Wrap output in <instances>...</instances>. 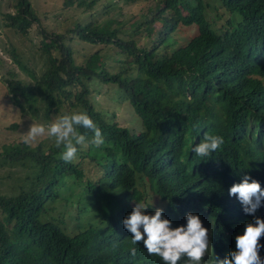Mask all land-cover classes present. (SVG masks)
<instances>
[{
  "label": "trees",
  "instance_id": "16d2710c",
  "mask_svg": "<svg viewBox=\"0 0 264 264\" xmlns=\"http://www.w3.org/2000/svg\"><path fill=\"white\" fill-rule=\"evenodd\" d=\"M5 16L28 36L39 26L44 114L67 121L53 140L0 149V264H177L188 252L173 243L197 224L213 246L260 261L238 198L264 210V0H157L128 31L75 19L76 38L96 46L82 63L29 0ZM179 23L195 33L173 45ZM4 80L16 103L38 100L35 82ZM120 101L140 122L123 124Z\"/></svg>",
  "mask_w": 264,
  "mask_h": 264
},
{
  "label": "rangeland",
  "instance_id": "374dc122",
  "mask_svg": "<svg viewBox=\"0 0 264 264\" xmlns=\"http://www.w3.org/2000/svg\"><path fill=\"white\" fill-rule=\"evenodd\" d=\"M80 0H73L75 4ZM157 0H137L134 2H123V0H96L92 6L86 4L76 9L75 5L69 0H29L33 10L37 12L41 20L47 24L48 31L52 33H62L71 39L69 44L74 48L73 54L77 58V63H82L90 51L96 46H89L87 43L78 40L76 34L71 30L73 21L83 20L97 21L102 23L104 20L114 19L119 22L117 26L123 27L127 31L129 23L136 18L141 11L148 15L154 11ZM17 0H0V149L10 143H18L27 139L32 143L47 137L45 141L53 140L52 132L62 134L66 126V118L60 120L55 115L45 116V103L41 99L42 89L36 83V79L45 68V55L41 49L36 48L32 41H36V36L40 35L39 26L35 22L31 28L30 35L18 31L16 28L8 25L9 20L5 12L15 11ZM111 2V5L109 3ZM163 4V2L161 3ZM158 24V23H156ZM127 33V32H126ZM195 33V25L177 24L175 30L171 33L173 45L185 43L188 38ZM53 34V35H54ZM52 36V35H51ZM31 39V40H30ZM70 46V47H71ZM10 71L15 73V77L24 82H35V90L38 100L35 102L25 100L21 96L18 103L10 92H8L4 79L10 77ZM116 90V93L114 92ZM110 89L112 97L119 94L118 88ZM118 90V91H117ZM103 91V88L98 94ZM114 102L111 101V104ZM97 104L113 108L104 102ZM120 104L129 105L130 110L122 112V118L125 119L123 124L129 127L139 121L131 104L127 101H120ZM24 107L23 109L20 107ZM49 121V122H48ZM140 122V121H139ZM138 129V127L136 128ZM5 168L0 165V172ZM139 212H143L139 207ZM150 213L145 215V220L150 221Z\"/></svg>",
  "mask_w": 264,
  "mask_h": 264
},
{
  "label": "clouds",
  "instance_id": "9594fccd",
  "mask_svg": "<svg viewBox=\"0 0 264 264\" xmlns=\"http://www.w3.org/2000/svg\"><path fill=\"white\" fill-rule=\"evenodd\" d=\"M251 203H255L260 200V196L253 198ZM247 199L239 196L238 201L243 209H240V213L245 219L240 218L242 223L243 235L250 239L253 243L248 247H254L259 250L260 261L250 260L240 254V252L230 243L222 244L223 247L213 246L210 243V231L203 228L202 225L197 224L196 227L191 229L187 236L182 241H177L173 245L184 244L186 246L188 255L178 256L175 260L177 264H224V262H238V261H252L254 264H264V246L258 241L256 233L261 228L257 224L251 222L253 219L260 221L264 224V210L261 209L260 213H256L254 209H250L247 205ZM253 212V213H252ZM260 215V216H259Z\"/></svg>",
  "mask_w": 264,
  "mask_h": 264
}]
</instances>
